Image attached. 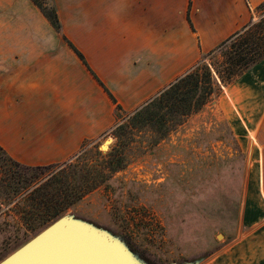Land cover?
<instances>
[{"label": "crops", "instance_id": "obj_1", "mask_svg": "<svg viewBox=\"0 0 264 264\" xmlns=\"http://www.w3.org/2000/svg\"><path fill=\"white\" fill-rule=\"evenodd\" d=\"M26 1L6 2L10 6L0 19V145L23 164L43 165L67 159L116 120L103 88L37 6L22 5ZM53 1L64 34L122 108L132 110L197 60L195 49L182 41L187 30L194 32L188 11L200 36V54L249 21V8L261 0ZM262 85L261 115L250 142L259 148L258 189L264 203ZM251 93L246 82L236 86L230 98L235 113H243ZM253 171L251 165L247 197ZM256 221L206 264H264V217Z\"/></svg>", "mask_w": 264, "mask_h": 264}, {"label": "rangeland", "instance_id": "obj_2", "mask_svg": "<svg viewBox=\"0 0 264 264\" xmlns=\"http://www.w3.org/2000/svg\"><path fill=\"white\" fill-rule=\"evenodd\" d=\"M8 1L0 0V19L5 7L10 6ZM31 1L22 5L33 7ZM39 1L48 9L52 5V0ZM256 5L249 8L245 21L258 18ZM184 31L188 33L182 35V41L195 49L198 59L200 36L195 28L193 33L183 27ZM263 80L264 60L222 87L218 96L186 117L156 145L149 146L143 137L136 136L125 165L111 172L64 214L120 238L148 264L214 261L240 229L242 233L254 220L258 223L264 217L258 189L260 153L250 142L254 122L261 115ZM244 82L252 93L247 97V107L238 115L230 98L236 86ZM111 127L85 139L67 159L52 163H60L58 168L70 163L78 167L99 163L97 151L107 154L115 142ZM110 136L113 140L108 149L101 151L100 144ZM251 165L255 179H249L247 197ZM16 200L0 205V254L23 239L18 230L20 217L13 207Z\"/></svg>", "mask_w": 264, "mask_h": 264}, {"label": "trees", "instance_id": "obj_3", "mask_svg": "<svg viewBox=\"0 0 264 264\" xmlns=\"http://www.w3.org/2000/svg\"><path fill=\"white\" fill-rule=\"evenodd\" d=\"M32 2L114 105L116 122L111 127V133L115 142L107 154L102 155L97 151L99 163L85 164L82 167L70 163L61 168H58L60 163L23 164L11 157L0 145V205L7 206L17 199L13 207L20 217L21 226L18 230L23 237L12 248H6L0 254V260L64 215L69 206L110 176L111 172L122 168L136 136L143 137L149 146L156 145L186 117L198 112L218 96L222 87L231 84L264 60L262 0L255 6L258 14L256 20L247 21L213 48L201 52L191 66L144 103L132 110H124L89 67L83 53L64 34L54 1L52 0L49 9L39 0ZM187 19L194 31L188 12ZM66 167L70 170L67 171Z\"/></svg>", "mask_w": 264, "mask_h": 264}, {"label": "water", "instance_id": "obj_4", "mask_svg": "<svg viewBox=\"0 0 264 264\" xmlns=\"http://www.w3.org/2000/svg\"><path fill=\"white\" fill-rule=\"evenodd\" d=\"M107 137L100 150L106 151ZM106 148L104 147L107 143ZM195 260L186 264H198ZM0 264H148L129 245L88 222L64 214L22 245L8 253ZM176 264V263H172Z\"/></svg>", "mask_w": 264, "mask_h": 264}, {"label": "bare ground", "instance_id": "obj_5", "mask_svg": "<svg viewBox=\"0 0 264 264\" xmlns=\"http://www.w3.org/2000/svg\"><path fill=\"white\" fill-rule=\"evenodd\" d=\"M106 146H107V143H105L104 147H102V148H104V149H105V148H106Z\"/></svg>", "mask_w": 264, "mask_h": 264}]
</instances>
